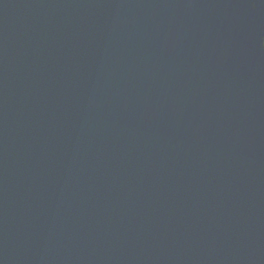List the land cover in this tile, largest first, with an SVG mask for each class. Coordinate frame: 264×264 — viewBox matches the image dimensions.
Instances as JSON below:
<instances>
[{"label": "water", "instance_id": "obj_1", "mask_svg": "<svg viewBox=\"0 0 264 264\" xmlns=\"http://www.w3.org/2000/svg\"><path fill=\"white\" fill-rule=\"evenodd\" d=\"M0 264H264V0H0Z\"/></svg>", "mask_w": 264, "mask_h": 264}]
</instances>
